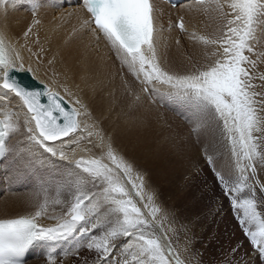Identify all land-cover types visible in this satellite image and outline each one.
<instances>
[{
	"label": "snow or ice",
	"instance_id": "obj_1",
	"mask_svg": "<svg viewBox=\"0 0 264 264\" xmlns=\"http://www.w3.org/2000/svg\"><path fill=\"white\" fill-rule=\"evenodd\" d=\"M23 2L0 0V17L7 18ZM172 6L205 15L215 25L211 35H199L179 16L174 26L205 50L202 62L183 69L162 59L164 28L155 0H79L78 12L68 15L77 17L96 46L102 40L133 78H122L133 111L142 105L135 91L139 86L140 92L179 103L190 114L191 134L215 182L211 191L192 193L194 200L203 201L204 210L180 219L148 170L66 86L62 96L43 79V90L18 80L17 72L37 74L21 55L33 27L24 32V45L0 29V165L15 179L38 176L27 202L32 210L0 217V264H26L24 257L35 246L46 249L45 264H61L58 249L69 239L91 257L83 256L77 264H202L191 249L192 225L201 217L222 215L225 202L243 240L223 255V264H264V182L257 178L258 170L264 171V73L257 75V64L264 63V0H185ZM41 7L40 0H30L33 26L41 23L36 18ZM73 36L75 31L65 42ZM154 123L144 112L132 128L156 131L163 142L170 141ZM82 140L99 151L81 149L90 154L77 159ZM71 145L76 148L66 151ZM172 147L178 155L179 147ZM47 168L57 175H43ZM55 206L59 213L50 215ZM45 217L54 223H43Z\"/></svg>",
	"mask_w": 264,
	"mask_h": 264
},
{
	"label": "bare ground",
	"instance_id": "obj_2",
	"mask_svg": "<svg viewBox=\"0 0 264 264\" xmlns=\"http://www.w3.org/2000/svg\"><path fill=\"white\" fill-rule=\"evenodd\" d=\"M40 3L42 7L36 17L41 21L39 25L33 26L34 17L30 9V0H24L16 9L9 12L7 18L0 17V29L5 30L8 37L12 40L19 41L21 45H24L25 40L23 34L32 26L33 30L27 39V47L21 49V55L25 58L26 66L28 63H31L33 68L37 69V74L34 77L38 80L43 79L45 84H48L53 91H60L62 96L64 95L63 89L65 86L70 89L72 93L79 96L89 105L95 115H98L97 120H99L100 126L112 134L117 143L130 145L132 148L136 149V152L134 153L133 149L131 154L135 158L143 157L145 163L143 162L142 167L149 168L152 166L153 162L149 158L146 150L150 142V137L154 139V133H156V131H137L132 128V122L137 116L144 112H148L155 118V123L153 125L154 129H160V126L167 127L166 120L165 123L159 120V112L156 110L155 103L149 106L148 97L145 94L138 93L141 96L142 105L139 111H133L132 96L123 92L124 86L122 78L128 79L127 74L129 73L127 70L121 69L119 61L105 46L102 40L99 42L98 46H96L97 42L92 40L91 37L81 29L80 21L77 17L68 15L69 13L78 12L79 0H40ZM155 3L158 6V23L164 28L162 38L159 41L162 59L173 68L183 69L184 64L188 62V59L184 58V56L187 55L185 52H188L189 54L191 53L192 56H200L199 60L202 62L205 50L201 44L190 41L187 36L182 34L174 25L179 16L184 15L186 26L190 31L194 30L199 35H211L215 29L213 21L207 16L199 13H188L181 7L170 8L158 1ZM207 23H212V25H209L210 27L207 28ZM73 31H75V36L66 43V37L71 35ZM176 39L180 40L179 45L175 43ZM85 45L90 46L85 48ZM41 48L44 49L43 52L40 51ZM28 49H31V52H29ZM259 50L260 48L257 46V51ZM34 53H38L39 57L37 58L36 55H33ZM53 57H55V59L49 64L48 61L52 60ZM65 99L67 100V97H65ZM130 104H132V107L130 106L131 108H128L127 106ZM178 104L179 103H177V105ZM177 123L178 125L180 124L179 121ZM123 131H126V133L124 134ZM177 141H179V139ZM194 143H189L190 147H186L187 150L185 151L182 150L179 156L183 158L184 156L186 157L192 154L190 151H194ZM73 148H76V146H69L66 151L71 152ZM86 148L93 149V144L89 143L88 140H82L79 148H76L77 159L83 155L87 157V155L90 154L81 151V149ZM164 164L165 163L162 162L161 166H155L156 174L165 181H169L171 172L169 169L167 170V168H165L166 166H164ZM261 175L264 177V171H261ZM8 184L7 170L3 166L2 185L0 188V217H14L32 210L26 209L28 208L26 206H30L27 203L30 197L19 198L15 194H12L10 195L12 197L3 198V193ZM178 194L182 202H185L187 199L191 198L192 192L178 190ZM49 214L52 215L53 213L51 212ZM43 223H54V221L48 220L47 217H45ZM207 233L209 234V232ZM225 238V236H220L219 239L216 238L218 241V251L215 253H217L218 257H220V255L223 254V250L226 249L225 245H227V238ZM180 243L183 244V242ZM214 245H212V247ZM78 248L81 249L82 247L71 239L65 244H62L58 249L60 252V259H63L64 262L61 264H72L75 262L76 259L73 258V255ZM39 250L42 251L44 259L46 249L42 246H35L34 249L30 251L26 264H29L31 257H36ZM214 250L213 248V251ZM82 254L83 253H81V255ZM81 257L82 256L79 258ZM43 261H45V259Z\"/></svg>",
	"mask_w": 264,
	"mask_h": 264
},
{
	"label": "rangeland",
	"instance_id": "obj_3",
	"mask_svg": "<svg viewBox=\"0 0 264 264\" xmlns=\"http://www.w3.org/2000/svg\"><path fill=\"white\" fill-rule=\"evenodd\" d=\"M209 25L211 26L212 23L211 24L207 23L206 27L209 28L210 27ZM185 53L187 55H185L184 58L188 59V62L184 64L183 68L190 66L191 63L195 61H200L199 60L200 56L196 55L197 56L196 57V56H192L191 53L190 54L188 52ZM260 73H264V63L257 64V75H259ZM127 77L131 82L133 78L130 76V74H127ZM254 84H259V80L258 79L255 80ZM123 90H124L123 92L126 93L125 89ZM135 91L136 93L145 94L148 97L149 104L148 103L147 104L149 106H151L153 100H155L154 105L157 108L156 109L157 112H159L158 118L163 123H165L166 120V125H167V127L160 126L159 128L163 129L165 135H170L172 137V139L166 143L163 142L162 137L158 136L156 133H154L155 134L154 139H151L150 137V142L148 144L146 151L147 154L149 155V158L152 160L153 165L150 166L149 168L148 167H144V168L148 170L152 180L159 185V189L160 192L162 193L163 199L166 201L169 207L174 208L176 210L178 217H180V219L182 220L189 219L191 217L194 218L202 210H204L203 201L197 202L196 200L193 199V196L191 195L190 197L192 199L189 198L185 202L184 201L182 202L181 197L178 194V190H185V191L187 190L188 192L190 191V193L197 191V189H204L205 191H211L215 182L212 172L204 162L202 156V149L200 145H198L195 142L194 135L191 134V129L193 125L189 122L188 119H186V116L190 114L186 113V109L181 104H178L179 105L178 106L177 103L161 100L159 96H149L148 93L140 92L139 86H136ZM130 106L132 107V104H130L127 107L131 108ZM93 114L95 115L94 112ZM95 117L98 118V115H95ZM178 121L180 122L179 125L177 123ZM123 133L125 134L126 131H123ZM178 139L179 141H177ZM173 143L179 147L180 152L182 150L183 151L187 150V148L190 147L189 145L191 143H194L196 149L193 147L194 151L193 150L190 151L192 154H190L189 152L190 155L181 158L182 156H179V154L178 155L175 154V149L172 147ZM117 144L126 151H128L130 154L131 152H133V149H134V153L136 152V149L132 148L130 145H124L123 143H117ZM72 146L73 145H71V147ZM92 151L98 152L99 149L93 147ZM136 159L142 166L144 162L143 157L141 158L138 157ZM162 162L165 163L164 164V166H166L165 168H167V170L169 169L171 172L169 181H165L163 178H161L159 175L156 174L157 172L155 166L157 167L161 166ZM59 163L67 164L66 161H61ZM41 171L42 174L48 178L57 175L55 169L47 168V169H42ZM257 174H258L257 178L260 179L262 182H264V177L261 175V171L259 172L258 170ZM7 178L9 180V184L3 193V198L12 197L10 196L12 194H15L19 198L31 197L32 193L36 190L38 176L37 177L28 176L27 178L15 179L13 176L11 177V175H9L7 172ZM216 191L219 192V189L217 188ZM26 207H28L26 209H31V206H26ZM59 210H60L59 206H55V212H53L52 207H50L49 213L51 212L53 214L59 213ZM198 220H195L192 225L193 243L191 244V249L193 254L199 253L198 256L194 255V260H199L202 262V264H223V255L227 253L232 246L236 245L238 241L243 240V233L241 232L240 227L237 225L236 221L232 218V213L228 208L227 202H225L224 213L222 215L216 217H207V218L201 217ZM177 227H179V225H177ZM207 232H209L211 236ZM220 236H225L227 238L226 240L227 245H225L226 249H224L223 254L220 255L221 258L218 257L217 253H215L216 251H218L217 250L218 241L216 240V238L219 239ZM183 240L184 237L181 236L180 242H184ZM65 243L66 242H64L63 244ZM212 245L214 246L212 247ZM213 248L215 249L214 251ZM245 248L248 249L247 243H245ZM248 250L250 251V249ZM84 251L85 250L81 248L79 249L78 255L76 254L73 255V258L76 259V261L73 262L74 264H77V262L81 259L79 258L80 256L82 257L88 256L89 260L91 259L89 254ZM81 253L83 254L81 255ZM43 260H44L43 253L42 251L39 250L36 257L30 258L29 264L30 263L45 264V261ZM61 263H64L63 259H61ZM253 264H260V262L259 260H254Z\"/></svg>",
	"mask_w": 264,
	"mask_h": 264
},
{
	"label": "water",
	"instance_id": "obj_4",
	"mask_svg": "<svg viewBox=\"0 0 264 264\" xmlns=\"http://www.w3.org/2000/svg\"><path fill=\"white\" fill-rule=\"evenodd\" d=\"M15 75L18 80H20L26 87H29L30 89H44V84H41L40 80L36 79L32 73L17 72ZM65 101L67 102L66 99Z\"/></svg>",
	"mask_w": 264,
	"mask_h": 264
}]
</instances>
